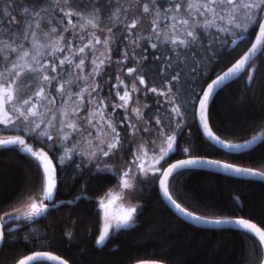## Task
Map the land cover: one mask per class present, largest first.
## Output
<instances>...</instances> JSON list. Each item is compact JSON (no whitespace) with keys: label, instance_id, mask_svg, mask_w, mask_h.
<instances>
[{"label":"trees","instance_id":"trees-1","mask_svg":"<svg viewBox=\"0 0 264 264\" xmlns=\"http://www.w3.org/2000/svg\"><path fill=\"white\" fill-rule=\"evenodd\" d=\"M185 1L189 2L153 0L150 3L156 12L159 11L160 28L171 19L176 22L188 20L186 30L194 31L197 36L194 43L172 45L168 42L170 36L162 37L161 34H148L138 42L139 67L145 85L156 89L170 88L183 119L176 148L161 161L159 169L177 157L206 155L264 171V137L246 151H225L203 136L194 112L204 85L242 53L255 29L249 27L242 34L241 28L230 25L232 9L223 14L226 21L217 19L212 27H205L204 22L198 20L196 10L188 11L187 6L182 8ZM2 2L7 5V12L2 9ZM67 4L71 11L79 13L76 14L82 22L92 20L96 25L117 31L111 52L112 57H119L129 0H68ZM49 5L50 0H0L2 38L8 41L4 26L21 29V19L28 15L24 9L38 14L40 24L47 25L43 14L52 15ZM172 12L174 15L170 16ZM13 17L20 19L19 23ZM221 27L228 31H218ZM184 32H179L177 37L183 39ZM152 44L157 47L153 48ZM245 69L216 92L208 107L212 130L230 140L245 139L264 129V48ZM172 77L177 79L173 81ZM159 99L152 92L146 95L148 104L143 110L146 120L167 115L165 105ZM2 126L0 123V134L11 133ZM18 127L14 132L22 134L19 137L32 149H45L55 163L57 188L54 201H71L49 207L46 213L30 221L23 218L3 221L5 239L0 246V264H13L21 255L35 249L54 251L69 264H128L142 258H156L168 264L260 262L261 245L252 233L234 228L200 227L181 219L162 200L157 178L152 174L137 178L131 193V198L140 203L136 221L110 233L102 244H97V198L116 184L118 165L115 170L99 171L101 169L85 163L84 158L75 153L61 164L58 161L61 147L56 145L53 136H50L51 140L37 139L36 132H23L22 125ZM185 148L189 150L187 153L183 151ZM41 189V169L36 167L30 155L21 151L17 144H0V215L25 196L35 195ZM167 189L181 205L195 213L210 217L244 216L264 229V181L184 168L170 175ZM45 264L52 263L46 261Z\"/></svg>","mask_w":264,"mask_h":264},{"label":"rangeland","instance_id":"rangeland-1","mask_svg":"<svg viewBox=\"0 0 264 264\" xmlns=\"http://www.w3.org/2000/svg\"><path fill=\"white\" fill-rule=\"evenodd\" d=\"M153 0H129L128 4V16L123 24V46L119 57H112L111 47L116 36L117 31H109V28L97 25L93 28L87 22L77 16L76 11H71L68 7V0H50V8L53 10L51 14H43V21L47 25L40 24L39 16L35 15V12L28 11V15H25L21 19V29L13 27L12 29L4 26L6 29V37L8 41L2 38L3 31H0V84L5 87L12 84L13 102L11 104H5L3 108H0V122L10 118V125L3 128L11 130V133H1L0 136L9 135H22L16 131L19 125H22L23 132H35L33 129L36 123L41 124V129L46 131L49 136H53L56 145L61 147V155L58 156V161H66L73 153L80 154L87 164H93L92 166L97 169L115 170L117 167L119 173L117 182L112 187L108 188L115 191H123V198L117 201L113 205L112 211L115 213L120 208L127 209L128 206L136 207L137 212L134 214L133 221H136L137 213L140 208L138 200L131 198V193L134 190V185L137 178L149 177L154 169L149 167L155 165L160 168L161 161L156 164L157 160H160L159 153L154 152L152 149L156 147H163L166 149L161 132L174 136V149L176 148V137L181 132L182 116H176L171 113L173 102H170L172 97L171 92H168L167 88H159V91H165L166 96H160L157 93H153L159 97L160 102L165 105L167 115L164 117H156L151 121L146 120L144 115L141 119L136 118V114L132 111L134 108H138L143 114L144 108L147 106L146 95L150 93L145 84H140L138 77H142L139 63L141 56L138 53V42L140 38L146 35L159 36V34L165 36H173L180 34L179 32L186 31L187 25L181 24L180 21L172 20L163 27H159L160 21L158 12H156L155 6L150 2ZM140 2V3H139ZM195 3H204L207 0H193ZM242 2H248V0H242ZM188 1L183 2L182 8L187 6ZM2 9L7 12L8 8L4 2ZM144 5L149 7V11L145 13L143 11ZM215 12L218 10V15L226 14L233 11V16L237 19L235 23L241 25V28L248 24L246 19V12L241 8L235 9L227 4H221L220 0H217L216 5L213 6ZM49 9V10H51ZM62 9V11H61ZM196 10L195 6L193 7ZM190 11V10H188ZM202 12L203 9L201 8ZM46 12V11H45ZM72 13L70 16H66V13ZM197 12V10H196ZM77 13V14H76ZM174 15L172 12L170 16ZM198 15V14H197ZM208 15V16H207ZM51 16L53 21H51ZM81 17V15H79ZM14 18V17H13ZM51 18V19H50ZM197 19V17H192ZM198 20L205 21L206 19H212L210 14L198 15ZM1 19V18H0ZM179 19V17H178ZM16 22L20 19L14 18ZM42 20V18H41ZM69 20L71 23H69ZM226 21V19H224ZM135 22L136 27L129 29V25ZM19 23V22H18ZM39 24V28L36 25ZM155 24V31L152 30ZM235 27V26H234ZM59 28V29H58ZM52 29H56L55 32ZM237 29V28H236ZM240 29V28H238ZM153 31V32H152ZM35 33V35H33ZM94 34V35H93ZM84 39H80V37ZM98 36L101 39V44H95V37ZM107 37V45L103 44V41ZM10 39V40H9ZM89 40L92 41V48L85 49V52L80 55V58L84 59V65L81 69L75 67L79 63V59L75 55L76 50L87 44ZM70 46V50H69ZM15 48L16 51H12ZM55 48L65 49L64 51H54ZM27 51L28 56H24L23 53ZM39 53V55H37ZM36 59L33 60L32 57ZM65 57H69L72 61L71 64L67 62L64 65H60L59 61ZM103 59L104 63L100 65L99 72L94 71L96 65ZM95 61V63H93ZM56 65V72L51 71V66ZM15 65V67H13ZM28 65H31L38 71H29ZM40 65H47L45 68H40ZM132 68L136 71L132 74L128 73V69ZM19 73V75H17ZM44 75L51 77L55 76V80H51V83L43 81ZM86 78V79H82ZM14 81V83H12ZM68 82L65 84V82ZM123 81L121 84L120 82ZM65 84L63 91H59V86ZM133 86L136 88L135 92H131ZM44 89V94L41 97H37L36 93L40 89ZM87 88V91L83 93V101L77 99V94L81 93L82 89ZM95 88V92L92 89ZM125 90H129L130 98L128 100L127 107H116V105L123 104L120 101L117 93L124 94ZM89 93L91 95H89ZM30 100V104L25 106L24 100ZM90 100H95L96 103H90ZM54 101V102H53ZM100 101H103L102 111L104 113V119H101L99 115H93L94 110ZM175 103V102H174ZM32 104H36V110L39 115L36 118H29L24 120L19 117V111H12V109H19L24 111L26 107H31ZM176 104V103H175ZM78 108V112H73V109ZM181 112V111H180ZM68 113V115H65ZM91 118L93 124H89L88 120ZM104 120H111L116 131L120 134V143L122 147L118 150L111 152L109 156L105 157L97 153L96 156L90 155V152L96 149L97 145H100V141H105V144L100 145L107 150L106 144L111 142L112 132L107 127ZM159 120L160 124L156 121ZM68 122H74L76 129L65 128L61 131V127ZM179 123L180 127L175 129L174 132H170L168 125L171 124L175 128L176 123ZM95 125V127L93 126ZM131 125H135L138 131L133 130ZM121 126H124L123 128ZM21 127V126H20ZM147 128L149 131H144ZM38 131V130H37ZM67 135L68 140H65ZM71 141V143H69ZM91 141V143H89ZM154 142V143H153ZM143 146V147H141ZM35 149H40L35 148ZM72 149V151H69ZM147 153V154H145ZM28 154V153H27ZM30 155V154H28ZM139 157V159H137ZM143 162L147 171V174L141 173L140 163ZM41 169V168H40ZM125 171H130L132 175L128 177L132 187L128 189L123 188L121 183V177ZM42 173V169H41ZM43 173H42V189L35 195L30 194L25 196L22 200L17 202L11 208L3 212L0 217H5L3 221L16 220L20 216V213L27 210V205L32 202V199L37 196L43 195ZM106 190L97 198L98 201L101 198L105 200L108 198ZM39 202V201H37ZM12 213L13 216H6V214ZM99 230L95 238L97 241L100 232L103 228V212H99ZM18 218V219H19ZM24 219V218H23ZM130 224V225H131ZM116 230H110V233Z\"/></svg>","mask_w":264,"mask_h":264},{"label":"snow or ice","instance_id":"snow-or-ice-1","mask_svg":"<svg viewBox=\"0 0 264 264\" xmlns=\"http://www.w3.org/2000/svg\"><path fill=\"white\" fill-rule=\"evenodd\" d=\"M217 0H207V2L204 3H195L192 2V0H189V2L187 3V8L189 10H192L193 7L195 6L197 13L199 15H205L210 14L213 18L212 19H206L204 21V26L205 27H212L215 24V21L217 19L223 21L225 19V16L223 14L217 15L215 13L214 10V5H216ZM221 4H227L229 6H231V8L235 9L237 7L241 8L243 11L246 12V19L248 21V24L241 28V25L238 23H235V20L237 19L236 16H232L231 19L228 20V23L230 25H234L236 28H241V33L243 34V32L247 31L249 27L256 29L258 28L260 33L262 35H264V0H248V2H242V0H220ZM203 9V11L201 12L200 9ZM25 13L28 12V9H24ZM62 11V9H61ZM143 11L145 13H147L149 11V7L147 5H144L143 7ZM38 15V14H37ZM66 16H70L72 15V13H66ZM69 23H71V21L69 20ZM181 24H185L187 25L189 23L188 20H182L180 21ZM87 24H90L93 28L97 27V25L92 21V20H88ZM37 28H39V24L36 25ZM136 24L135 22H133L131 25H129V29L131 28H135ZM153 30L155 31V24L153 26ZM53 32L56 31V29H52ZM109 31H111V29H109ZM218 31L220 32H225L228 31L227 28L225 27H221L220 29H218ZM33 35H35V33H33ZM94 35V34H93ZM184 38L180 39L178 38L176 35H173L171 37L168 38V42L171 43L172 45H176V46H187L190 43H194L197 39V36L195 34L194 31H190V30H186L184 32ZM80 39H84V37H80ZM101 39L96 36L95 37V44H101ZM108 43V39L107 37L105 38V40L103 41L104 45H107ZM153 48H156L157 45L156 44H152ZM257 45L253 44L252 48L256 49ZM92 48V41L89 40V42L87 44H84L83 47H80L76 50L75 55L77 56V58L79 59V63L75 65L76 68L81 69L84 65V59L80 58L79 54H82L85 52V49H90ZM65 49L62 48H55L54 51H64ZM69 50H70V46H69ZM12 51H16L15 48L12 49ZM24 56H28L29 53L27 51H25L23 53ZM37 55H39V53H37ZM33 60L36 59L35 56L32 57ZM71 64L72 61L69 59V57H65L63 60H60L59 63L60 65H64L65 63ZM93 63H95V61H93ZM104 63L103 59L100 60L99 64L96 65V68L94 69V71L99 72V67L100 65H102ZM169 66L170 63H169ZM15 67V65L13 66ZM28 70L29 71H38L39 69H35L33 68L31 65H28ZM47 67V65H40V68H45ZM240 68V65L237 64L234 68L229 69L228 72H225L223 76H219L217 80L213 81V84H219L221 81L225 80L227 77H229L234 71L238 70ZM51 71L52 72H56V65L53 64L51 66ZM135 69L129 68L128 69V73L132 74L133 72H135ZM245 71H247V69H245ZM17 75H19V73H17ZM43 81L49 82L51 83V80H55L56 77L53 76L51 77V80L49 78V76L44 75L42 77ZM82 79H86V78H82ZM177 79V77H172V80L175 81ZM139 83L140 84H145V81L143 79V77H138ZM14 83V81L12 82ZM68 82L66 81L65 84H67ZM121 84L123 83V81L120 82ZM65 84H61L59 86V91H63V89L65 88ZM149 91H151L152 93H157L160 96H166L167 93L165 91H159L156 88H150L148 89ZM87 91V88L82 89L81 93L77 94V99H79L81 102L83 101L84 97H83V93ZM93 92H95V88L92 89ZM136 88L133 86V88L131 89V92H135ZM203 91V90H202ZM212 91V85H209V91L208 92H204V100L200 101V105L201 108L204 107V103L205 101L208 100L209 97V92ZM168 92H171V89H168ZM44 94V89L41 88L39 92L36 93L37 97H41ZM89 95H91L89 93ZM117 96H119L120 101H123V104H119L116 105V107H127V103L128 100L126 98H130V92L129 90H125L123 95H120V93H117ZM30 100L31 98H29V100H24L23 104L25 106L30 104ZM13 102V94H12V84L9 83L6 87L3 84H0V108H3L4 105L7 104H11ZM54 102V101H53ZM90 103H96L95 100H90ZM170 102H173V106L171 108V113L175 114L176 116H182V113L180 112V107L178 105H176L174 103V98H170ZM103 107V101H100L99 104L97 105L96 109L94 110L93 115H99L101 117V119H104V113L101 110ZM12 111L16 112L19 111V117L24 119V120H29V118H36L39 115V112L36 110V104H32L31 107H26L24 111H20L19 109H12ZM79 109H73V112H78ZM132 111L136 114V118L139 120L142 118L143 114L140 112V110L138 108H134L132 109ZM65 115H68V113H65ZM201 119H203V115H201ZM104 122L107 124V127L111 129L112 132V139L111 142H108L106 144L107 150H105L104 147H101L100 145L105 144V141L101 140L100 141V145L96 146V149L92 152H90V155L92 156H96L97 153H99L102 156H109V154L111 152H114L116 150H118L120 147H122L121 143H120V134L116 131V128L113 126L111 120H104ZM0 123H3L5 126H9L10 125V118L6 119ZM44 123V121L42 120L40 123H36L35 127H34V131L36 132V138L40 139L41 137H43L44 139L47 140H51V137L48 135V133L44 130L41 129V124ZM89 124H93V120L91 118H89L88 120ZM157 124H160V121L157 120L156 121ZM95 127V125H93ZM76 124L74 122H68L65 123L62 127H61V131H64L65 128L68 129H76ZM131 127L133 128L134 132L138 131V129H136L135 125H131ZM180 127L179 123L177 122L175 125V128H173V126L171 124L168 125L169 131L170 132H174L175 129H178ZM204 128L208 134V136L210 138H214L212 137V133L210 131H207L208 129V125L205 122L204 123ZM38 130V131H37ZM144 131H149L147 128L144 129ZM161 137L164 141V143L166 144V149L163 147H156L154 149H152L154 152L159 153L160 155V160L156 161V164H159L160 161L164 160L165 158H167V156L169 155V153L171 151H174V136L173 135H168L165 134L164 132H161ZM65 140H68L67 135H65ZM69 143H71V141H69ZM89 143H91V141H89ZM154 143V142H153ZM0 144L2 145H9V144H17V145H24L25 141L22 139H15V140H3L0 141ZM143 147V146H141ZM228 147H236L233 145H228ZM22 151L30 154V157L32 158L33 162L35 163L37 168H42V172H43V180H44V186H43V195L42 196H37L35 198L32 199V202L30 204L27 205V210L20 213V216H22L24 218L25 221H30L33 220L36 217H39L41 215H43L44 213H46V211L49 208V205H51L52 207H55L56 205L52 203L53 200V195H54V190H55V179L53 176V169L50 168V164L51 162L49 160H47L46 158V154L40 153V152H36L33 151L32 148L30 147H24L22 149ZM69 151H72V149H69ZM183 151L185 153H187L189 150L187 148L183 149ZM147 154V153H145ZM137 159H139V157H137ZM61 164H63V161H60ZM201 163V161L198 160H194V159H185V160H181L176 164L171 165V167H169L167 170L163 171L162 173L160 172V169L158 167H156L155 165H150L149 167H152L154 169L152 175H154L157 179L160 178V176L163 177V179H160V184L161 186L165 185L168 177L170 175H172L174 173L175 170H179V169H184L186 168V166L189 165H196ZM209 163H218L216 161H211ZM140 167V171L141 173L147 174L145 165L143 162L140 163L139 165ZM222 167L227 168V169H231L233 166L230 164H225L222 165ZM99 171H104V169H101ZM108 171H110V169H108ZM234 171L236 172H248L251 175H262L264 176V173H256L253 172L250 169H241V168H236L234 169ZM132 175V173L130 171H125L121 177V183L123 184V187L125 188H130L132 187V185L129 182L128 177H130ZM165 195H167V188L164 189ZM169 200H171V197H168ZM39 201V202H37ZM45 201H47L48 203H45ZM115 203L114 198L112 197H108L106 200L104 198H101L98 201V208L97 211L99 212L100 210H102L103 212V228L102 231L100 232V235L96 241L97 244H102L106 238L109 236L110 234V230H119L125 227L130 226L131 222L133 221V217L134 214L137 212V208L136 207H131V208H120L118 211H116L115 213L112 211L113 205ZM171 203L179 209V205L175 204V201H171ZM180 211H184L183 209H180ZM14 214L12 213H8L6 214V216H13ZM185 215H189L191 216V213H185ZM14 218H19V217H14ZM195 219H202L201 217H194ZM5 219V217H0V221H3ZM209 223H215V224H221V223H238L239 225L242 226V228L244 230H249L250 233H255L256 235H258V242L260 244H264V231H260L259 229H257L256 225L249 223L245 220H239V221H225V220H214V221H208ZM6 227V226H5ZM9 238H11L12 233L9 232L8 233ZM5 239V234L4 231L2 229H0V244H3ZM58 257H52V256H45L41 253H36L35 255L32 256H28L24 259H20L18 261V264H29V262H33V264H45V262L47 260H58ZM62 264H66V262H62Z\"/></svg>","mask_w":264,"mask_h":264},{"label":"water","instance_id":"water-1","mask_svg":"<svg viewBox=\"0 0 264 264\" xmlns=\"http://www.w3.org/2000/svg\"><path fill=\"white\" fill-rule=\"evenodd\" d=\"M235 39V38H234ZM256 44L257 47L256 49L252 48V45ZM264 48V35H262L259 31L258 28L255 29L254 35L250 41V43L248 44V46L242 51V53L240 55H238L231 63H229L226 67H224L222 70H220L217 74H215L209 81H207V83L204 85L203 87V91L201 90V92L199 93V96L196 100V104H195V121L201 131V133L203 134V136L212 144H214L215 146L228 151V152H241V151H246L248 149H251L252 147H254L263 137H264V129L263 130H259L257 132H255L254 134H252L251 136L245 138V139H241V140H230V139H226L223 138L221 136H219L218 134H216L208 121V107L209 104L211 102V100L213 99L214 95L216 94V92L222 88L226 83H228L229 81H231L232 79H234L238 74H240L245 68H247V66L253 61V59L263 50ZM237 64L240 65V68L236 71H234L229 77H227L225 80L221 81L219 84H213L214 80H217L219 76H223L225 72H228L229 69L234 68ZM209 85H212V91L209 92V97L208 100L205 101L204 103V107L201 108L200 105V101L204 100V92H208L209 91ZM201 115H203V119H201ZM207 123L208 125V129L207 131H210L212 133V137L214 138H210L204 128V123ZM22 139L21 137H19L18 135H9V136H0V141L3 140H15V139ZM23 140V139H22ZM9 145H15V144H9ZM228 145H233L236 147H228ZM8 146V145H5ZM24 147H30L31 146L25 142L24 145H19V149L22 151V149ZM33 151L36 152H40L43 154H46V158L47 160H49L51 162L50 164V168L53 169V176L55 179V190H54V195H53V200L52 203L55 205H58L59 203H61L62 201H68L70 202L71 200H65V199H57L54 201V196L56 193V188H57V178H56V167H55V163L53 161V159L51 158V156L49 155V153L45 150V149H33ZM185 159H194V160H198L201 161V163L196 164V165H189L186 166V168H200V169H204V170H209V171H213V172H217V173H222L225 175H229V176H233V177H238V178H245V179H254V180H261L264 181V176L262 175H251L248 172H236L234 171V169L236 168H241V169H250L253 172L256 173H264V171L250 167V166H245L242 164H237V163H233L230 161H226V160H222V159H218V158H214V157H210V156H206V155H185V156H181V157H177L175 159H172L171 161H169L167 164H165L162 169L160 170V172L162 173L163 171L167 170L169 167H171V165L178 163L181 160H185ZM211 161H216L218 163H209ZM225 164H230L233 167L231 169H227L222 167V165ZM42 169V168H41ZM180 170V169H179ZM177 171V170H175ZM174 171V172H175ZM43 173V172H42ZM170 177V176H169ZM168 177V178H169ZM160 179H163L162 176H160L159 179H157V189L158 192L162 198V200L166 203V205L181 219L194 224L196 226H200V227H207V228H234V229H242V226L239 225L238 223H221V224H215V223H209L208 221H214V220H225V221H239V220H245L249 223H252L254 225H256L257 229H259L260 231H264V229L254 220L244 217V216H228V217H210V216H205L202 214H198L195 213L191 210H189L188 208L184 207L183 205H181L175 198H173V196H171V194L169 193L168 189H167V195H165L164 189L167 188V181L165 183V185L161 186L160 184ZM168 180V179H167ZM168 197H171V200L168 199ZM171 201H175L176 205H179V209L176 208ZM45 203H48L47 201H45ZM49 207H52L51 205H49ZM180 209H183L184 211H180ZM185 213H191L192 215H185ZM194 217H201L202 219H195ZM0 229L3 230V221H0ZM249 232V230H246ZM258 240V235H256L255 233H252ZM261 245V250H262V256H261V260L258 264H264V244H260ZM1 246V244H0ZM36 253H41L45 256H52V257H58V260H47L48 262L52 263V264H62V262H66V264H69V262L60 254L48 250V249H35L32 251H29L23 255H21L18 259H16L13 264H18V261L20 259H24L28 256H32L35 255ZM32 262H29V264ZM128 264H168L162 260L156 259V258H142V259H137L134 260Z\"/></svg>","mask_w":264,"mask_h":264},{"label":"clouds","instance_id":"clouds-1","mask_svg":"<svg viewBox=\"0 0 264 264\" xmlns=\"http://www.w3.org/2000/svg\"><path fill=\"white\" fill-rule=\"evenodd\" d=\"M123 188L124 189H128V188H125V187H123ZM107 195H108V197L114 198V200H115V203L114 204H116L117 201L122 200V198H123V191H115L113 189H109L108 192H107ZM131 207L132 206H128V208H131Z\"/></svg>","mask_w":264,"mask_h":264}]
</instances>
